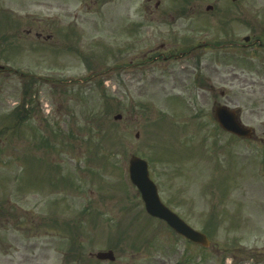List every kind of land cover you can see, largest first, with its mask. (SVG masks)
Instances as JSON below:
<instances>
[{"label": "rangeland", "instance_id": "1", "mask_svg": "<svg viewBox=\"0 0 264 264\" xmlns=\"http://www.w3.org/2000/svg\"><path fill=\"white\" fill-rule=\"evenodd\" d=\"M157 1L0 0V30L8 29L17 15L26 44L29 34L24 33L33 19L35 28L54 33L48 46L58 48L66 45L64 34L72 25L69 46L84 55L66 53L51 60L35 56L29 61L42 67H35V76H28L34 80L31 85H27L28 77L23 85L13 79L0 84L2 116L33 98L38 110L35 127L43 126L45 134L54 132L47 140L34 129L29 132V122L21 127L23 137L13 141L8 139L13 131H3L8 159L24 156L18 167L9 163L0 174V193L9 192L3 206L23 208V225L17 228L23 238L18 247L23 258L15 260L12 250L13 259L1 253L0 264H264V68L254 59L226 58V63H214L209 58L198 66L188 59L173 63L181 70L180 79L167 76L168 67L155 84L146 81L144 70L121 69L116 78L117 15L161 14L168 26L163 25L161 30L167 31L157 33L158 37L170 41L168 31L174 29L177 36L190 35L180 31L192 30L193 26L187 29L192 24L173 18L177 0H160L159 7ZM245 5L249 24L235 20L229 28L240 38L251 34L252 28L264 30V0H246ZM214 9L208 12L202 7L203 16L215 24L209 33L200 32V38L215 39L226 31L216 21L224 18L222 7ZM117 34L120 43L126 44L125 29L119 26ZM155 36L156 32L151 43L144 40L136 50L154 46L160 40ZM40 42L35 44L48 47ZM231 49L232 56L243 54L240 48ZM215 53L205 51L208 57ZM129 58L126 54L125 59ZM156 69L152 71L160 73L161 63ZM216 100L241 109L243 123L256 132L255 141L223 133L212 111ZM117 114L122 118L115 119ZM5 124L0 117V126ZM52 140L60 153V166L51 160L55 155L48 159L40 151ZM133 154L151 160L163 199L209 235L210 247L190 243L162 221L147 216L141 196L123 176ZM76 182L84 188L69 194L71 209H44L43 202L28 194L45 192L49 186L75 187ZM108 249L115 252V261L95 258V253Z\"/></svg>", "mask_w": 264, "mask_h": 264}, {"label": "flooded vegetation", "instance_id": "2", "mask_svg": "<svg viewBox=\"0 0 264 264\" xmlns=\"http://www.w3.org/2000/svg\"><path fill=\"white\" fill-rule=\"evenodd\" d=\"M151 1V0H149ZM246 0H179L181 5L179 9V13L175 16L178 18V22L189 21L192 25L193 29L190 31H180V33H190V35H173L171 31V38L173 44H169V41L161 40L162 37H158L160 40H156L154 46H151L148 54H144L143 62H140L139 65L150 67H157L158 64L161 63V71L160 73L150 72L148 77L153 81L162 80L165 76L166 69L168 67L167 76H171L174 79H177L181 76V71L173 66V64L167 65V63H172L177 58H184L186 56H191L194 59V63H199L200 65L205 64L209 58H212L213 62L220 61V58L226 59V55L219 57V55L214 56H206L203 50L213 48L227 49L225 52L227 55H231V48L236 47L240 48L244 53H250V57L254 59H258L261 57L262 60L261 65L264 67V30L257 32L255 29H251V35H248L250 38L247 39L240 38L239 36L233 35L232 31H229L231 27L232 19L230 17V13L228 11L230 8L228 6L233 4V7L236 11L239 12L237 22H243L245 25L247 23L246 16L244 12L242 13V8L245 5ZM228 5H227V4ZM161 1L158 0L156 2V6L159 7ZM188 5H192L193 13L186 14L185 8ZM209 6H212L209 10ZM202 7H205L208 12L215 11L214 8L222 7L223 10L220 12L223 14L224 18L216 20L219 24L218 26L222 29H225L222 36H219L215 39L210 38H200L198 34L202 31L209 33V27L213 26L215 22L209 18L208 15L203 16ZM236 16V15H235ZM128 19L125 20V31L127 43L124 44V47L128 51H132L134 45L136 44L133 40L135 36L139 38H144L145 41L151 43V36L153 33H160L163 29V25H167L164 23L163 15L161 14H139L136 16L126 14ZM138 17V19H135ZM200 22H203V25L200 26ZM17 23L15 27H18ZM184 26V25H182ZM189 26V25H188ZM116 27H119V24H116ZM228 27V28H227ZM176 28V27H175ZM43 32L35 29H26V33L29 34V38H27L26 44L22 41V30L19 29H11V30H0V84L2 81L9 79L13 80H22L24 77V69H35V61H29L30 59L35 60V54H38L37 48L35 49V37L38 41L47 42L49 41V36L43 37ZM170 32V30L168 31ZM176 34V29L173 30ZM43 35V36H42ZM161 36V35H159ZM255 37L254 39L252 37ZM180 38L178 41L176 38ZM24 39V36H23ZM46 39V41H45ZM181 49V54L177 53L175 49ZM254 50H257L254 53ZM229 51V52H227ZM224 52V53H225ZM248 54L243 55L244 58ZM166 63V65H163ZM163 65V66H162ZM206 67V66H205ZM11 83V82H10ZM5 121L4 128L11 129L16 128V135H21V132H18L20 129V117L15 116L13 114L8 116H3ZM2 134V129H1ZM0 134V136H1ZM2 138V136H1ZM4 138V137H3ZM8 143L5 141L0 142V165H6L8 161ZM82 186H80V191ZM72 186L65 185L64 187H57L54 189L53 187L47 188L45 192H39L35 194V198L37 201L40 200L39 193H43L44 195L41 198L44 200V209H71V201L69 194L71 193ZM7 195L4 193L1 195L0 193V255L9 257L13 259V254L11 253L14 250L15 260L20 261L23 258V250L18 247L22 244V239L18 235V226L23 225L22 223V207L18 206L16 209H9L3 206V203H6ZM5 209L7 211H5ZM10 211V212H8ZM11 220L9 222L8 220ZM4 226V227H3ZM10 228H7V227ZM33 224L31 225V227ZM15 245V249H14ZM4 247L1 249V247ZM10 251V252H9ZM1 259V258H0Z\"/></svg>", "mask_w": 264, "mask_h": 264}, {"label": "water", "instance_id": "3", "mask_svg": "<svg viewBox=\"0 0 264 264\" xmlns=\"http://www.w3.org/2000/svg\"><path fill=\"white\" fill-rule=\"evenodd\" d=\"M216 114L221 124L226 128L243 135L251 133L250 129H245L238 122L235 111L230 110L227 107H218ZM131 164L132 169H136L132 177L143 192V198L146 202L148 212L155 216L164 218L173 228H175L178 232L182 233L189 239L208 246L209 240L207 239L206 235L192 229L177 215L173 214L169 209H166L161 204L157 195L156 188L152 186L148 179L145 162L137 157H134L131 161ZM138 168H140L141 170L139 171ZM143 170H145V172ZM97 257L101 259H114L113 253L111 251L98 253Z\"/></svg>", "mask_w": 264, "mask_h": 264}]
</instances>
